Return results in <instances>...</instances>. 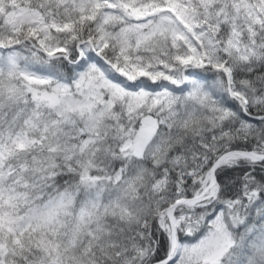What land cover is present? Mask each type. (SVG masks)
Wrapping results in <instances>:
<instances>
[{"label": "snow or ice", "instance_id": "snow-or-ice-1", "mask_svg": "<svg viewBox=\"0 0 264 264\" xmlns=\"http://www.w3.org/2000/svg\"><path fill=\"white\" fill-rule=\"evenodd\" d=\"M0 264H264V0H0Z\"/></svg>", "mask_w": 264, "mask_h": 264}]
</instances>
